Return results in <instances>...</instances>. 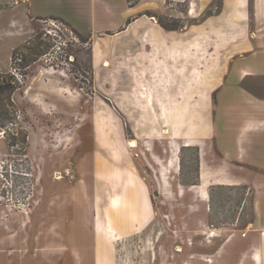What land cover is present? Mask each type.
<instances>
[{
    "label": "rangeland",
    "instance_id": "rangeland-1",
    "mask_svg": "<svg viewBox=\"0 0 264 264\" xmlns=\"http://www.w3.org/2000/svg\"><path fill=\"white\" fill-rule=\"evenodd\" d=\"M159 14L183 30L193 22ZM51 16L34 24L48 47L15 71L16 116L0 127V264H264L261 153L249 147L261 129L230 122L247 92L264 98V75L238 78L242 96L229 89L244 45L171 32L166 58L135 24L130 38L93 49ZM201 161L238 183L200 181Z\"/></svg>",
    "mask_w": 264,
    "mask_h": 264
},
{
    "label": "crops",
    "instance_id": "crops-1",
    "mask_svg": "<svg viewBox=\"0 0 264 264\" xmlns=\"http://www.w3.org/2000/svg\"><path fill=\"white\" fill-rule=\"evenodd\" d=\"M212 1L139 0L135 5L129 6L126 0H0V59L4 57L7 61L6 66L0 68V71H10L13 49L32 37L34 24L37 20L50 15L62 17L79 32L90 34V43L93 49L95 44L112 45L130 38L131 33H136L131 31L132 26L136 24L140 28H145L137 32H141V41L150 45L152 54L160 48L163 49L160 45H165L166 58L170 54L169 40L173 37L169 33L181 34L183 41L187 43L207 42L204 40V35L192 37L185 34L187 31L193 33V29L202 28L204 33H217L222 38L220 42L244 45L245 54L235 58L229 77V89L231 91L234 89L237 95H241L233 86L238 78L252 74L264 75V0H220L217 11L203 15L209 10ZM167 2H186V11L179 12L175 8L168 7ZM145 9L176 18L192 19L193 22L187 25L186 30L183 28L181 31L165 30L157 21L142 14L126 24L128 17ZM154 28L162 34L155 37L152 34ZM144 51L145 53H138L142 58L149 56V50L145 48ZM247 93L248 95H243L245 110L241 113L232 108L234 111L230 113V122L237 124L239 130H243V128L240 129L241 127L238 125L245 124L253 126V130L261 129L260 144H251L249 147L251 151H260L261 153L264 206V98ZM25 96L24 94L22 98ZM27 100L33 102L34 97ZM150 107L153 105L150 104ZM122 112L124 111L122 110ZM220 116L218 117L220 122L224 123L223 117ZM203 155L204 149H201L200 157ZM199 180L208 184L238 183L230 179L221 168H206L204 161L200 163ZM261 236L264 243V231L261 232ZM255 254L258 255L257 250H254L250 257L253 258ZM32 261H22L21 264H33ZM36 261L39 262L37 259ZM15 262L17 261L11 260L7 264H16ZM38 262L37 264H45L42 261ZM59 264L67 263L60 261Z\"/></svg>",
    "mask_w": 264,
    "mask_h": 264
},
{
    "label": "trees",
    "instance_id": "trees-1",
    "mask_svg": "<svg viewBox=\"0 0 264 264\" xmlns=\"http://www.w3.org/2000/svg\"><path fill=\"white\" fill-rule=\"evenodd\" d=\"M129 6L135 5L139 0H126ZM146 15L152 19L157 18V23L165 30H179L181 26L177 21H171L172 24H168L159 13L151 12L145 10L139 12L135 15L128 17L126 24L135 20L140 15ZM207 14H211L210 10ZM52 18L58 19L68 27L78 38V42L81 44L90 43V34L81 33L75 29L68 21L59 16H51ZM41 18V17H40ZM42 19V18H41ZM175 22V23H174ZM111 34L110 32H106ZM48 44L40 38V34L32 36L30 39L15 47L11 55V67L12 69H22L28 66L31 62L37 60L41 55L46 53ZM16 75L11 72H1L0 71V127L8 126L7 123H13L15 119V111L12 112L8 107H13L11 101L12 93L19 87V79L15 77Z\"/></svg>",
    "mask_w": 264,
    "mask_h": 264
},
{
    "label": "bare ground",
    "instance_id": "bare-ground-1",
    "mask_svg": "<svg viewBox=\"0 0 264 264\" xmlns=\"http://www.w3.org/2000/svg\"><path fill=\"white\" fill-rule=\"evenodd\" d=\"M130 144L133 145V146H136L135 141H132V143H130ZM54 177H55V178H60L61 175H59L58 173H55ZM212 235H214V232H213V231L210 232L209 237L212 236ZM253 258H254L255 260H257V257H256V256H254ZM208 261H209V260H208Z\"/></svg>",
    "mask_w": 264,
    "mask_h": 264
},
{
    "label": "built area",
    "instance_id": "built-area-1",
    "mask_svg": "<svg viewBox=\"0 0 264 264\" xmlns=\"http://www.w3.org/2000/svg\"><path fill=\"white\" fill-rule=\"evenodd\" d=\"M12 72L16 75L15 69H13ZM4 133H5L4 129L1 128V130H0V137H2L4 135ZM9 169H10V167H9Z\"/></svg>",
    "mask_w": 264,
    "mask_h": 264
}]
</instances>
